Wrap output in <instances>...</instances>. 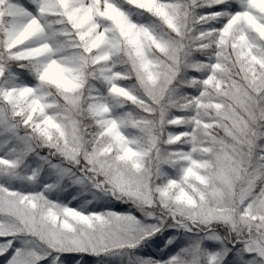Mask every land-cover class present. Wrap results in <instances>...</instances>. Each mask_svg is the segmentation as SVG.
I'll use <instances>...</instances> for the list:
<instances>
[{"label": "snow or ice", "instance_id": "6c2138e0", "mask_svg": "<svg viewBox=\"0 0 264 264\" xmlns=\"http://www.w3.org/2000/svg\"><path fill=\"white\" fill-rule=\"evenodd\" d=\"M0 264H264V0H0Z\"/></svg>", "mask_w": 264, "mask_h": 264}]
</instances>
